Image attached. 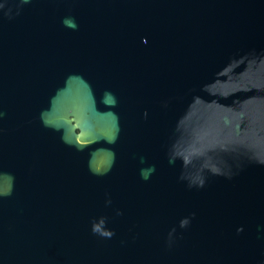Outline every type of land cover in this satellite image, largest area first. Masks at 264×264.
<instances>
[{"label":"water","instance_id":"obj_1","mask_svg":"<svg viewBox=\"0 0 264 264\" xmlns=\"http://www.w3.org/2000/svg\"><path fill=\"white\" fill-rule=\"evenodd\" d=\"M0 264H264V0H0Z\"/></svg>","mask_w":264,"mask_h":264}]
</instances>
